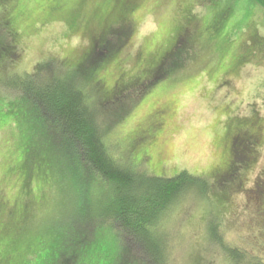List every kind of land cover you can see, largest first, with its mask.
<instances>
[{"label": "rangeland", "instance_id": "rangeland-1", "mask_svg": "<svg viewBox=\"0 0 264 264\" xmlns=\"http://www.w3.org/2000/svg\"><path fill=\"white\" fill-rule=\"evenodd\" d=\"M120 1L53 0L59 9L46 15L51 11L52 0H11L7 7L21 35L18 38L21 56L16 69L33 72L39 62L49 59L77 61L91 44V25L97 29L104 23L106 13L112 14ZM131 1L133 11L128 15L131 31L127 45L97 74L104 90H111L121 76L128 80L145 78L141 75L142 67H137L139 60L161 55L172 46L175 32L181 29L182 41H186L179 58L183 69L147 91L123 117V122L113 127L109 141L117 143L115 152L118 149L122 154L132 138L146 134L134 157L142 159L144 166L156 175L171 176L186 170L192 176L212 179L227 168V138H235L239 131L256 132L259 141L254 165L241 172L243 182L237 183L229 197L217 205L223 208L219 211L223 240L246 249L250 255L264 258V193L260 187L257 189L258 183L264 181L262 9L249 0ZM77 8L80 9L76 18L78 25L69 28L68 19L63 16ZM17 98L15 91L0 87V264L20 253L27 255L25 248L29 245L33 249L31 243L36 236L26 233L22 238L30 242L29 245L7 257L9 251L19 249L22 238H17L20 232H10L15 230L13 228L7 230L8 235L2 233L5 227H24L18 207L26 199L31 198L36 208L27 229L35 231L41 243L60 229L62 216H66L67 222L71 221L75 208L69 189L61 194L56 185L46 186L50 180L47 173L51 172L48 169L45 172L44 168H49L54 161L37 158L38 139L43 142L34 133H27L25 115L28 111L23 110L22 105L18 109L9 108L8 102ZM154 125L158 129L151 128ZM16 128L22 133L26 131V140ZM18 163L33 166L32 170L42 165L46 182L38 184L39 177L35 176V180L33 177L28 196L22 188L21 177L29 172L25 167L21 177L16 175L14 170ZM59 175L63 180V174ZM201 194L187 196L166 220L165 228L172 244L171 264H197L198 260H202V264H228L224 253L212 240L218 231L216 219L205 220L208 215L205 201H211L212 196L203 191ZM61 199L64 204L56 207ZM91 206L89 201L88 208ZM108 247L112 264L114 252L112 245ZM101 249L94 252V256ZM47 251H37L36 260L29 264H41ZM85 261L86 258L81 257L78 264H90ZM9 263L13 262L5 261Z\"/></svg>", "mask_w": 264, "mask_h": 264}, {"label": "trees", "instance_id": "trees-1", "mask_svg": "<svg viewBox=\"0 0 264 264\" xmlns=\"http://www.w3.org/2000/svg\"><path fill=\"white\" fill-rule=\"evenodd\" d=\"M10 1L0 0V87L17 93L18 98L8 102L9 108L18 109L22 105L23 110L28 111L25 115L28 128L22 129L27 128L28 134L34 133L42 140L43 144L38 139L37 158L44 161L52 158L54 161L49 168H44L45 172L46 169L51 172L47 173L50 180L46 186L56 185L61 194H66L69 189L75 208L71 221L67 222L66 216H62L64 221L59 224L60 229L41 243L38 234L27 229L36 208L31 198L26 199L18 207L24 227H5L2 233L8 235L10 228L15 229H10L11 233L20 232L17 238L33 233L40 243L35 238L31 249L30 242L22 238L19 249L9 251L6 256L15 255L29 245L25 248L27 255L20 253L4 259L2 264L6 260L13 262L9 264L32 263L39 254L36 252L43 249L48 251L41 264H78L81 257L90 264H111L107 252L109 245L114 252L112 264H171L172 244L165 228L166 220L182 200L194 196V193L200 196L201 191L212 196L211 201H205L208 204L205 220L208 217L216 219L218 235L215 232L212 240L218 244L228 264H264V258L250 255L246 249L223 240L219 228V211L223 208L217 205L229 197L237 183L243 182L241 172L254 165L259 141L256 132L239 131L235 138H227V168L212 179L192 176L186 170L171 176L156 175L145 167L142 159L134 157L146 134L132 138L122 154L118 149L115 152L118 144L109 141L113 127L123 122V117L147 91L183 69L182 62H179L186 43L182 41V29L175 32L172 46L163 50L161 55L139 60L137 67H142L141 75L145 78L140 80L139 76L128 80L121 76L111 90H104L97 74L127 45L131 31L128 15L133 11L131 0H118L120 2L112 14L106 13L104 23L97 29L91 25V44L77 61L49 59L39 62L33 72L16 69L21 56L18 50L21 35L13 24L15 17L7 7ZM249 1L264 13V0ZM54 6L52 0L49 4L51 11L46 15L59 9V5ZM78 13L80 9L77 8L63 16L68 19L69 28L78 25ZM38 79L42 81L37 82ZM132 94H135L134 98ZM151 128L158 129V126ZM16 131L26 140V131L22 133L20 128ZM23 165L14 166V173L21 177L26 167L29 175L21 177V181L28 196L33 177L34 180L35 176L39 177L38 184L46 180L42 165L36 166L35 171L33 166ZM59 173L63 174V180ZM259 187L264 193V181L258 183L257 189ZM89 201L92 204L90 209ZM63 202L64 199L58 200L55 206L63 205ZM100 248V253L94 256ZM197 264H202V260Z\"/></svg>", "mask_w": 264, "mask_h": 264}]
</instances>
